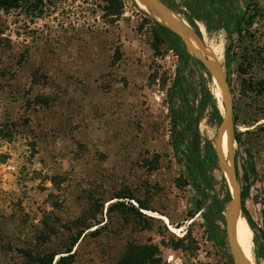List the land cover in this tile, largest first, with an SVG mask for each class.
Listing matches in <instances>:
<instances>
[{"label":"rangeland","instance_id":"374dc122","mask_svg":"<svg viewBox=\"0 0 264 264\" xmlns=\"http://www.w3.org/2000/svg\"><path fill=\"white\" fill-rule=\"evenodd\" d=\"M31 1L0 8V264H36L28 252L68 255L80 231L72 264H119L131 243L158 245L163 264H230L226 223L217 222L219 246L204 213L217 198L225 214L231 188L219 163L210 190L190 184L191 167L171 134L168 91L180 58L169 44L155 49L145 8L122 0L113 16L104 0ZM170 1L191 25L184 0ZM229 1L231 11L220 8L216 21L206 7L195 22L210 41H222L224 64L228 55L252 63L247 74H231L234 147L243 215L257 227L256 235L250 226L253 258L264 264V0ZM236 10L246 11L242 34L230 33ZM184 82L185 102L177 101L198 109L202 148L215 145L213 78L192 63ZM118 193L141 199L149 212L113 206L139 205Z\"/></svg>","mask_w":264,"mask_h":264},{"label":"trees","instance_id":"16d2710c","mask_svg":"<svg viewBox=\"0 0 264 264\" xmlns=\"http://www.w3.org/2000/svg\"><path fill=\"white\" fill-rule=\"evenodd\" d=\"M136 5H138L136 0H133ZM170 7L174 8V5L170 0H163ZM224 1V0H223ZM42 2V0H40ZM105 2V11L109 15L120 16L123 12L124 3L122 0H104ZM33 5L31 0H0V8L5 10H10L14 8H20L24 5ZM184 4L188 6L193 12L194 15L188 18V21L191 23L192 27L198 32V34L202 37V32L200 31L198 25L195 22V18L202 19L203 16L198 13L197 10L201 12L206 10V3L201 0H184ZM222 7H225L228 12L231 11V3H224ZM221 6L217 7L214 4L210 5V8L207 10L208 14H210L211 22L216 21V17L219 16V10L222 8ZM211 9V10H210ZM143 12L147 15V17L154 23L153 28V45L155 49H159L161 44H169L172 49H174L179 56V65L177 70V78L174 81L173 86L168 91V96L170 97V108L172 110V120H171V134L174 142V146L176 151L179 153H183L186 161L191 167V172L188 173V178L190 180V184L194 185V187L202 190H210L212 186V177L210 172L218 166V156L216 150L214 148V144L211 140L204 141V148H202L203 140L200 135V131L198 129V124L200 122L201 116H198V109H196L190 103H186L183 107L179 105V101H177V97L182 99L185 102V94L187 92V86L184 81H186L189 69L191 68V64H198L199 61L195 59L193 55H191L185 49L184 44L182 43L179 36L173 33L168 28L161 25L156 19H154L145 9H142ZM205 12V13H207ZM258 9H254V13L251 15V18L248 21V24H253L254 20L258 16ZM246 11H241L239 13H233L234 29L232 32H238L242 34L244 31L243 25L247 24L245 21ZM252 64L246 57L244 60L238 61L235 57L227 56L226 59V68L228 73V79L230 85L232 86L231 74L234 70H238L243 74H247L249 72V66ZM202 67L204 71L208 74L209 79L212 80L209 73L205 70L203 64ZM260 85L256 83V85L248 84L250 90H257V86ZM245 86L246 83H245ZM262 92V91H260ZM210 95L213 111H214V119L216 124H220L223 118L222 108L219 100L212 94L211 91L208 92ZM204 106H201L200 110H204ZM235 117V116H234ZM236 140H239V135L236 134ZM204 150V153H203ZM237 161V155H236ZM127 193H118L117 198L120 199H135L139 203L138 206L134 205L132 202L127 204L125 201H116L113 203V206H118V209L121 210H130L136 215H143L141 209L150 210V207L145 204L139 198H136L134 195H126ZM197 203L198 209L203 210V201L199 200ZM224 208L222 203L219 202L217 198L210 202L207 211L204 213V218L209 225V235L211 240L219 246H224L223 243V235L222 231L217 229V222L221 221L226 223ZM245 218L248 220V223L254 230L257 235V227L253 221V218L250 213H245ZM85 231H80L78 235L73 239L71 245L66 248L68 255H62L58 259L56 256L58 253L56 252H45L39 255H34L32 252H28V256L34 261L36 264H72L74 257V247L77 245L79 240L82 238ZM74 251V252H73ZM161 249L158 245L154 244H129L126 248L124 254L122 255L119 264H163V259L160 256ZM228 258L230 260V264H235L233 257L231 254H228Z\"/></svg>","mask_w":264,"mask_h":264},{"label":"water","instance_id":"95a60500","mask_svg":"<svg viewBox=\"0 0 264 264\" xmlns=\"http://www.w3.org/2000/svg\"><path fill=\"white\" fill-rule=\"evenodd\" d=\"M136 1L144 5L146 11L161 25L180 37L187 52L199 61L198 66L202 69L203 64L205 70L218 84L224 112L214 147L219 166L226 174L231 188L232 197L225 212L228 241L235 264H254L244 252L237 237L238 220L245 214L243 215V189L239 179L234 147L236 140L234 97L225 64L220 61L213 48L208 45L204 35L201 37L186 20L179 17L173 8L163 0ZM225 134L227 135L228 157L224 155L223 151V137Z\"/></svg>","mask_w":264,"mask_h":264},{"label":"bare ground","instance_id":"6f19581e","mask_svg":"<svg viewBox=\"0 0 264 264\" xmlns=\"http://www.w3.org/2000/svg\"><path fill=\"white\" fill-rule=\"evenodd\" d=\"M141 6L143 8H145L144 5L141 4ZM201 29H202L203 35H204L205 40L208 43V45H210V47L213 48L215 53L220 58V61L224 62L222 41L221 42L220 41L219 42L210 41L209 34H208V32H207V30L203 24L201 25ZM213 83H214V91H215L216 96L218 98H221V94H220L218 84L216 83L215 80H213ZM223 151H224V155L227 156L228 155V144H227V135L226 134L223 137ZM146 211L149 212L148 210H146ZM158 216L164 218L165 220H168V218L164 215L159 214ZM237 237H238V241H239L241 247L243 248L244 252L252 260V262L254 264H256V261L254 260L255 258H253V254H252L253 230L251 229V227L248 223V220L245 217H240L238 220Z\"/></svg>","mask_w":264,"mask_h":264},{"label":"flooded vegetation","instance_id":"af4514ba","mask_svg":"<svg viewBox=\"0 0 264 264\" xmlns=\"http://www.w3.org/2000/svg\"><path fill=\"white\" fill-rule=\"evenodd\" d=\"M203 2H205L207 5L208 8H210V5L214 4L215 6L219 7V6H223L224 3H229L230 1L229 0H201ZM208 10V9H207ZM237 13H239L240 11L239 10H236Z\"/></svg>","mask_w":264,"mask_h":264}]
</instances>
